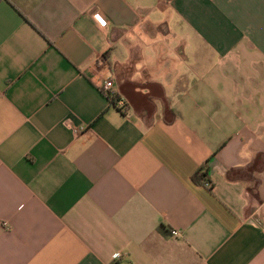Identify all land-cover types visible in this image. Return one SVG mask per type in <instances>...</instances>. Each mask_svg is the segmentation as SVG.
<instances>
[{"label":"crops","instance_id":"0c3cea01","mask_svg":"<svg viewBox=\"0 0 264 264\" xmlns=\"http://www.w3.org/2000/svg\"><path fill=\"white\" fill-rule=\"evenodd\" d=\"M0 264H264V0H0Z\"/></svg>","mask_w":264,"mask_h":264},{"label":"built area","instance_id":"2783aa9c","mask_svg":"<svg viewBox=\"0 0 264 264\" xmlns=\"http://www.w3.org/2000/svg\"><path fill=\"white\" fill-rule=\"evenodd\" d=\"M113 81L111 79H105L102 84L100 85V90L106 97L111 96L117 98L116 100V109H118L120 112H124L126 109V103L124 99L119 98L118 96L113 95ZM206 185H209V183L206 181ZM172 235H177L176 231L171 232Z\"/></svg>","mask_w":264,"mask_h":264},{"label":"trees","instance_id":"16d2710c","mask_svg":"<svg viewBox=\"0 0 264 264\" xmlns=\"http://www.w3.org/2000/svg\"><path fill=\"white\" fill-rule=\"evenodd\" d=\"M108 99H109V101H110V103L116 108V100H117V98H115V97H111V96H108L107 97ZM207 172H208V168H207V166L206 167H204V168H202V170L199 172V173H197L196 175H195V177H194V181L195 182H200L201 180H206V175H207ZM164 229H162V231H163ZM163 233H166V231L164 230L163 231Z\"/></svg>","mask_w":264,"mask_h":264}]
</instances>
